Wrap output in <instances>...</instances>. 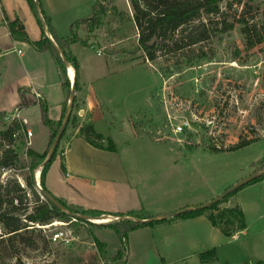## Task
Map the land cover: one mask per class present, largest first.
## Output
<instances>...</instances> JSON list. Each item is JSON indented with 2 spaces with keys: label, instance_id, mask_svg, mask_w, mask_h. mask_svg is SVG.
<instances>
[{
  "label": "rangeland",
  "instance_id": "1",
  "mask_svg": "<svg viewBox=\"0 0 264 264\" xmlns=\"http://www.w3.org/2000/svg\"><path fill=\"white\" fill-rule=\"evenodd\" d=\"M21 4L25 9H31L26 0H21ZM102 5L99 23L93 32L88 33L84 24L76 28L80 37L94 45L95 53L98 51L103 54V59L106 57L113 62L111 74L102 87L108 91V97L114 96L112 104L120 101L117 100L118 94L142 88L129 95L130 100L142 99L147 94L152 109L136 118L137 132L158 137L160 143L177 146L173 147L175 149L193 152L187 162L200 163L201 170L187 176L191 180L190 187L208 193L215 188H225L226 191L263 170L264 42L250 48L243 29L245 24L240 21L244 19L259 28L264 26V0H223L222 16L211 18V23L207 18L204 20L211 29L210 39L177 55L169 54L154 61L146 59L138 45L130 0H105ZM1 11L0 7V22ZM2 31L4 28L0 25V35ZM19 61L12 48L0 55V112H4L0 133L7 129L15 112L14 84L25 76ZM4 65H7L5 72ZM27 114L31 115V126L36 129L38 110L35 109V116L34 110ZM185 122L187 124L182 132L174 131L175 126ZM147 130H151V134ZM42 135L44 132L39 131V142ZM252 139L258 141L239 150H210L212 147L226 149ZM11 147L19 158L11 168L0 169V183L12 185L10 182L17 180L26 190L30 212L36 204V197L26 184L30 175L31 159L27 154L30 146L21 133L14 137ZM35 147L41 149L39 145ZM180 160L183 162L182 158ZM52 164L51 175L58 181L61 175L60 157ZM42 168L41 165L33 177L40 170L42 172ZM38 181L41 185V173ZM35 191L44 201L36 187ZM263 191L264 181H260L237 192L246 209L247 229L237 239L218 234L216 244L220 249H216L221 252L219 256L217 251L218 264L255 263L264 258ZM227 201L221 203V208H225ZM107 216L112 219H108V223L131 218ZM22 218L26 221L25 216ZM53 223L59 224L37 226V233L41 234L39 248L17 246L18 254L14 258L9 257L6 245L1 243L7 235L3 236L6 231L0 224V264H125L115 258L122 244L110 226H97L101 223L88 221L73 224L57 220ZM56 230L66 232L65 240H52ZM95 237L106 244L105 256L100 254L94 243ZM194 240L195 236L191 238L189 234H173L156 240L151 228L140 230L133 233L127 242L126 264H193L192 251L202 244L195 245Z\"/></svg>",
  "mask_w": 264,
  "mask_h": 264
},
{
  "label": "crops",
  "instance_id": "2",
  "mask_svg": "<svg viewBox=\"0 0 264 264\" xmlns=\"http://www.w3.org/2000/svg\"><path fill=\"white\" fill-rule=\"evenodd\" d=\"M98 1L41 0V3L58 36L69 38L72 36V25L81 19L92 17L94 5ZM0 7V25L4 28L0 35V55L8 53V49L12 48L18 54L19 65L25 72L24 79L14 84V107L21 102L19 89L27 90L26 97L30 105L22 109V116L28 120V127L33 131L30 148L44 154L49 147L52 132L42 123L39 101L48 103L49 117L52 120L62 119L66 102V91L62 87L63 72L49 51L40 52L29 43L14 40L10 36L6 17L10 21L18 17L32 42L42 39L43 26L32 9H25L21 0H0ZM45 33L53 39L48 28H45ZM71 49L79 62L77 73L73 66L67 68L70 81L72 69L79 86L75 94L79 103L75 111L78 122L68 125L54 161L56 163L57 157H60L65 170L61 168L60 178L56 181L51 175L52 164L46 175V187L54 197L69 205L96 210L106 215L138 213L144 210L153 216H163L206 204L225 191V188H215L208 193L191 188V180L187 176L201 170L200 163L187 162L193 152L175 149L177 146L160 143L158 137L137 132L136 118L152 109L147 94L142 99L137 97L130 100L129 95L136 94L134 92L141 91L142 88L118 94L117 100L120 101L112 104L114 96L108 97V91L102 85L111 74L113 62L106 57L103 59V54L96 50L95 53L93 47L75 43ZM6 67L4 65V72ZM35 109L38 110L36 129L31 126V115L27 114L34 110L35 116ZM89 122L93 123L99 134L113 142L114 150L97 148L81 134V128ZM148 130L151 134V130ZM39 131L44 132L41 142L37 139ZM106 143L104 142L105 145ZM35 145H39L41 149ZM261 197L264 204V193ZM237 204L245 213L244 202H240L237 195L229 198L224 206L230 208ZM168 220L170 221L167 223L139 228L130 234L128 240L133 233L148 228H151L156 240L173 234H189L191 238L195 236V245L202 242L200 247L195 248L197 250L192 251L193 264H218L217 260L202 263L199 258L201 252L220 249L216 244L218 234L225 236L206 215L192 219L174 217ZM246 229L232 238H239ZM218 253L221 256L220 250ZM123 261L126 264L128 259L124 258ZM259 261L264 262V258Z\"/></svg>",
  "mask_w": 264,
  "mask_h": 264
},
{
  "label": "trees",
  "instance_id": "3",
  "mask_svg": "<svg viewBox=\"0 0 264 264\" xmlns=\"http://www.w3.org/2000/svg\"><path fill=\"white\" fill-rule=\"evenodd\" d=\"M26 1L41 23L40 13L37 11L36 3L38 2L40 5L41 15L46 25V27L42 28L43 37L39 41L32 42L25 30L24 24L18 17L13 21H10L6 17L10 36L14 40L29 43L40 52L49 51L54 56L63 72L62 87L64 91H66V102L64 103L63 107L62 119L60 121H54L49 117L48 103L44 100L39 101L42 123L50 129L52 135L49 147L44 154H41L31 148L27 150V154L31 159V165L29 167L30 175L26 180V184L36 197V204H34V206L31 208V211H28L30 206L28 201L29 199L25 194L26 190L17 180L10 182L12 185H4L3 183H0V224L6 231L3 236L7 235V238L2 239L1 243L6 245L7 252L11 258L17 257V246H25L31 249L39 248L38 241L41 237V234L37 233L36 229L39 228L37 226H46L57 220L71 222L73 224L78 222H87L82 220L74 221L67 213L63 212L52 202L40 200L38 194L35 191V181L33 174L42 165L43 160L47 158L50 147L61 127L69 107L72 83L67 74V66L65 65L60 50L64 53L68 63L74 67L77 73L79 69V62L72 52V45L75 43H80L84 47H94V45L90 44L86 39L80 37V35L76 32V28L78 25L84 24L86 25V30L88 33L93 32L96 28V25L99 23L100 10L102 9V4L105 2V0H99L94 5V14L92 17L81 19L72 25L71 37L61 38L54 30L50 18L45 14L41 0ZM130 3L133 9L132 19L138 34V45L144 51L145 58L150 61H154L158 57H163L169 54L177 55L188 48L207 41L210 39L211 29L208 26V22H205L204 20L207 18L211 23V18L221 17L223 14V0H130ZM240 22L245 24L243 29L248 40V46L250 48H254L264 42V26L259 28L257 24H248L244 19ZM45 28L49 29L53 36V40L46 35ZM253 33H255V35H253ZM75 88L76 91L79 90L77 81ZM27 92V90L19 89L21 102L17 108L23 109L30 105L26 97ZM78 107V98L75 96L69 124L75 125L78 122V117L75 113ZM3 115L4 112H0V120L2 119ZM18 129L19 128L17 125L10 124L7 129L0 133V151L3 149L0 155V169L11 168L19 158L18 153L11 147L14 134ZM66 131L64 132V135L66 134ZM81 134L84 135L86 139L97 148L114 150L113 142L110 139H105L103 135L99 134L95 130L92 122L85 124L81 128ZM257 141L258 139H252L237 143L226 149L212 147L210 150L215 152L235 151L250 146ZM104 142H107L106 145ZM56 155L57 151L54 156L46 162L41 172V186L50 194L52 193L46 187L45 179L51 164L56 159ZM261 162L264 164V157ZM61 168L62 170H65L64 164L61 165ZM260 181H264V175L252 183ZM238 191H235L222 201L212 205L209 208L190 210L181 214L178 216V218L192 219L201 215H206L212 224L218 227L226 237L235 236L247 228L244 212L239 204L231 208H221V203L236 195ZM56 199L72 213L91 215L93 217L106 215L96 210H85L82 207L69 205L59 198ZM16 201L17 203H15ZM113 215L120 217H131L130 219L121 218L119 221L113 223L97 225L110 226L116 231L122 244V248L118 251L115 257L116 260H123L126 258L128 253V238L133 231L139 228L148 226L152 227L170 221L168 219L155 220L156 217H160L162 215L153 216L144 210L138 213L131 212L129 214ZM22 216H25L26 221L23 220ZM143 219L148 221H139ZM94 243L96 244L100 254L102 253L105 256L107 247L106 244L96 237L94 238ZM124 250L126 251V254L124 253ZM199 258L202 263L214 262L218 259L217 250L213 248L201 252L199 254ZM246 264H264V262L258 261L255 263Z\"/></svg>",
  "mask_w": 264,
  "mask_h": 264
},
{
  "label": "water",
  "instance_id": "4",
  "mask_svg": "<svg viewBox=\"0 0 264 264\" xmlns=\"http://www.w3.org/2000/svg\"><path fill=\"white\" fill-rule=\"evenodd\" d=\"M37 1V0H36ZM37 6V11L38 13H40V17H41V24L43 27H46L44 19L41 15V8L39 3H36ZM51 39V37H49ZM60 53L62 55V58L65 62V65L67 66V68H71L72 66L68 63L64 53L60 50ZM71 83H72V87H71V93H70V99H69V107L66 113V116L61 124V127L58 131V133L56 134L54 141L50 147V150L48 152V156L46 158V160L42 163V167L46 164V162L51 159L54 154L56 153L60 142L62 140V137L64 135V132L67 130V127L69 125V121H70V116H71V112H72V105L74 103V98H75V94H76V88H75V84H76V75H74V78L71 79ZM264 175V169L251 174L250 176L246 177L245 179L241 180L240 182H238L237 184L231 186L230 188H228L224 193H222L221 195H219L218 197H216L215 199H213L212 201L203 204V205H198V206H194V207H189V208H184L181 209L179 211L170 213L168 215H164V216H160V217H156L155 220H166V219H170V218H174V217H178L181 214L188 212L190 210H196V209H206L211 207L212 205L222 201L223 199H225L227 196L231 195L232 193H234L235 191H238L239 189H241L242 187L249 185L250 183H252L253 181H255L256 179L260 178L261 176ZM34 181H35V187L37 188V190L39 191V193L41 194V196L47 200L52 202L53 204H55L59 209H61L63 212L67 213L74 221L77 220H82V221H88V222H93L96 223L94 220L96 219H109L112 220L110 216L107 215H100L97 217H93L91 215H82V214H77V213H72L70 211L67 210V208L60 203L56 197H54L52 194H50L48 191L44 190L42 188V186L40 185V182L38 181V177L37 175H34ZM140 222H147L148 220L143 219V220H139ZM104 224V223H101Z\"/></svg>",
  "mask_w": 264,
  "mask_h": 264
},
{
  "label": "built area",
  "instance_id": "5",
  "mask_svg": "<svg viewBox=\"0 0 264 264\" xmlns=\"http://www.w3.org/2000/svg\"><path fill=\"white\" fill-rule=\"evenodd\" d=\"M19 52H21V51H19ZM10 124H15L19 128L17 130V132L14 134V137L17 138L18 136H20L21 133H23L27 144L30 146L31 145V138L33 137V131L28 127V124H29L28 120L22 116V109L17 108V107L15 108V112L11 115ZM185 124H187V122L183 123V125H181V126H175L174 131L177 133L182 132L185 128ZM15 203H17V201ZM54 225H56V223H53V224H50L47 226L50 227V226H54ZM65 238H66V232L64 230H56L52 236V240L55 242L63 241V240H65Z\"/></svg>",
  "mask_w": 264,
  "mask_h": 264
},
{
  "label": "bare ground",
  "instance_id": "6",
  "mask_svg": "<svg viewBox=\"0 0 264 264\" xmlns=\"http://www.w3.org/2000/svg\"><path fill=\"white\" fill-rule=\"evenodd\" d=\"M74 75H75V73L73 72L72 69H70V76H71L72 79L74 78ZM40 173H41V170L39 172H37V174H38L37 177H39ZM96 222H98V223H108L109 220L108 219H103V220L100 219V220H97ZM56 224H59V223H56Z\"/></svg>",
  "mask_w": 264,
  "mask_h": 264
}]
</instances>
